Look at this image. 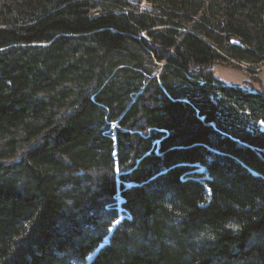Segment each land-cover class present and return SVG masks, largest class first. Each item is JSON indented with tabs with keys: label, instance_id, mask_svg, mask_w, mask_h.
<instances>
[{
	"label": "trees",
	"instance_id": "trees-1",
	"mask_svg": "<svg viewBox=\"0 0 264 264\" xmlns=\"http://www.w3.org/2000/svg\"><path fill=\"white\" fill-rule=\"evenodd\" d=\"M128 1L0 0V264H264V0Z\"/></svg>",
	"mask_w": 264,
	"mask_h": 264
},
{
	"label": "rangeland",
	"instance_id": "rangeland-1",
	"mask_svg": "<svg viewBox=\"0 0 264 264\" xmlns=\"http://www.w3.org/2000/svg\"><path fill=\"white\" fill-rule=\"evenodd\" d=\"M129 5L122 6V7H114V3H106L105 5H101L100 3L96 4V8L102 9L109 7V9H114L116 11H127L135 10L138 13L144 14L143 18L146 22L148 20H164L166 18L163 13L156 10L150 3L144 0H129ZM184 24H187V26H190L193 22H188ZM155 28H160L159 26ZM143 35V33H141ZM226 47V45H225ZM227 57V55H225ZM228 60L226 61L230 62L233 65H240L241 69H235L231 66H228L225 62L221 61V63H215L211 68L214 71V76L218 78L219 80L223 81L227 85L241 87L248 91H260L261 89L264 90V67H262L260 70L256 72L257 78L260 79V82H256L251 80L250 76H253V74H249L248 70L253 69L259 66H262L264 64H260L259 66L256 65L253 62L244 60L240 62H233L234 59L227 57ZM255 70V69H253ZM259 74V75H258Z\"/></svg>",
	"mask_w": 264,
	"mask_h": 264
},
{
	"label": "water",
	"instance_id": "water-1",
	"mask_svg": "<svg viewBox=\"0 0 264 264\" xmlns=\"http://www.w3.org/2000/svg\"><path fill=\"white\" fill-rule=\"evenodd\" d=\"M233 42H236V41H233ZM262 124V130H264V125H263V123H261Z\"/></svg>",
	"mask_w": 264,
	"mask_h": 264
},
{
	"label": "built area",
	"instance_id": "built-area-1",
	"mask_svg": "<svg viewBox=\"0 0 264 264\" xmlns=\"http://www.w3.org/2000/svg\"><path fill=\"white\" fill-rule=\"evenodd\" d=\"M262 67H264V65H263V66H261L259 69H261ZM259 69H257V70H259Z\"/></svg>",
	"mask_w": 264,
	"mask_h": 264
}]
</instances>
